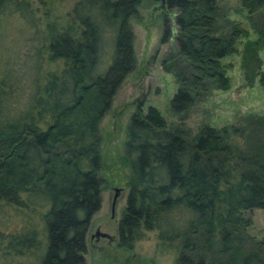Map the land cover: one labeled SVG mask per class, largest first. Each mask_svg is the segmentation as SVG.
<instances>
[{
    "label": "trees",
    "instance_id": "trees-1",
    "mask_svg": "<svg viewBox=\"0 0 264 264\" xmlns=\"http://www.w3.org/2000/svg\"><path fill=\"white\" fill-rule=\"evenodd\" d=\"M237 1L264 40V0ZM142 2L78 0L57 27L42 23L27 0H0V41L15 30L26 49L23 58L0 51V264H86V236L102 202L99 127L136 66L131 21ZM166 5L176 15L161 43L176 33L177 51L160 66L175 80L170 110L180 116L229 89L221 61L247 32L220 30L216 0ZM257 44L243 49L242 67L252 58L258 68ZM240 127L170 129L157 109L138 108L124 146L119 249L155 232L161 243L179 244L174 264H264V243L245 249L246 215L264 210V114Z\"/></svg>",
    "mask_w": 264,
    "mask_h": 264
},
{
    "label": "rangeland",
    "instance_id": "rangeland-1",
    "mask_svg": "<svg viewBox=\"0 0 264 264\" xmlns=\"http://www.w3.org/2000/svg\"><path fill=\"white\" fill-rule=\"evenodd\" d=\"M34 8L42 23H53L62 27L68 19L78 0H27ZM220 10L218 25L223 33L229 28L238 26L247 32V37L239 39L235 46L236 53L224 58L221 63L229 79L230 86L225 92L212 91L206 97L197 100L184 114L176 116L170 110V100L176 92L177 85L172 75L162 71L161 60L177 51L176 33H172L161 43L164 28L173 26L171 15L176 10L155 11L159 4L154 0H143L139 7L138 18L131 21L134 33V52L136 66L125 78L118 89L110 109L100 124V154L102 168L101 207L93 216L86 236L87 250L84 255L86 264H174L179 252V244H163L155 232H146L145 238L134 243L133 249L124 251L117 244V224L125 208L129 169L123 164L127 128L132 117L141 108L157 109L168 128L182 127L196 133L205 126L215 129L241 128L243 119L264 114V40L260 41L254 32L247 15L240 9L237 0H216ZM47 13V14H45ZM16 25H19L16 23ZM8 38V40H7ZM0 41L2 46L9 47V52L23 58L22 36L12 32L10 37ZM257 42L253 50L259 66L254 70L252 58H246L242 67V51L247 44ZM1 54V53H0ZM6 56L8 53L4 52ZM253 69L254 76H244V71ZM47 70H54L48 66ZM229 142L239 148L245 147L240 138L232 137ZM121 189L120 198L111 218V203L114 189ZM251 226L245 230V249H251L252 241L264 243V210H252L247 213ZM101 226L103 231L116 238L113 243L106 240L95 244L90 235Z\"/></svg>",
    "mask_w": 264,
    "mask_h": 264
},
{
    "label": "water",
    "instance_id": "water-1",
    "mask_svg": "<svg viewBox=\"0 0 264 264\" xmlns=\"http://www.w3.org/2000/svg\"><path fill=\"white\" fill-rule=\"evenodd\" d=\"M156 3L159 4L158 7H155L152 12L154 13L155 11H164L166 12L167 10V5H166V0H154ZM171 19H173V15H171ZM122 192L121 189H114V197L111 203V218L113 219L114 215H115V210H116V206L118 203V199L120 198V193ZM104 237L110 238V236L108 235H103ZM112 238V237H111ZM114 239V238H112Z\"/></svg>",
    "mask_w": 264,
    "mask_h": 264
},
{
    "label": "flooded vegetation",
    "instance_id": "flooded-vegetation-1",
    "mask_svg": "<svg viewBox=\"0 0 264 264\" xmlns=\"http://www.w3.org/2000/svg\"><path fill=\"white\" fill-rule=\"evenodd\" d=\"M103 235L110 236L107 232L103 231V228L101 226H99L96 229L95 233L90 235V240L94 241L95 244H99V242L101 240L102 241L106 240L109 244L113 243L116 240V238H114V237H112V238H114V239H112L111 236H110V238H107V237H104Z\"/></svg>",
    "mask_w": 264,
    "mask_h": 264
}]
</instances>
